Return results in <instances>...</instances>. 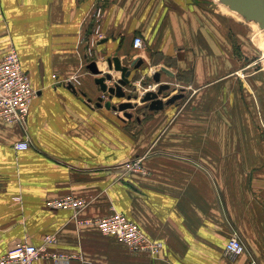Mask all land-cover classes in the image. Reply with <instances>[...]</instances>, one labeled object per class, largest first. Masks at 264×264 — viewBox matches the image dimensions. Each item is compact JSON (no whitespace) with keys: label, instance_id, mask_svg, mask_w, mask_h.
I'll use <instances>...</instances> for the list:
<instances>
[{"label":"crops","instance_id":"0c3cea01","mask_svg":"<svg viewBox=\"0 0 264 264\" xmlns=\"http://www.w3.org/2000/svg\"><path fill=\"white\" fill-rule=\"evenodd\" d=\"M239 24L216 0H0V58L13 49L36 90L23 127L0 119V255L52 236L48 250L70 256L69 264H264V173L252 172L264 145L237 139L235 128L233 138H219L221 111L229 115L213 107L219 93L199 91L180 112L197 117L190 125L205 123L211 138L188 139L182 118L179 140L165 133L154 143L174 107L151 111L142 103L141 116L132 111L133 137L125 134L129 122L105 107L123 99L108 102L94 83L105 73L113 79L107 87L119 79L107 64L117 58L126 67L142 61L129 77L138 89L155 84L157 72L159 85L202 88L235 67ZM134 37L141 49H133ZM91 62L99 76L87 69ZM178 88L182 101L187 93ZM21 141L29 147L16 151ZM152 144L160 151L145 161L147 177H125L120 165ZM250 186L259 187L257 196ZM67 198L83 205H56ZM113 210L162 244L158 256L133 253L87 224ZM233 232L246 249L238 257L224 253Z\"/></svg>","mask_w":264,"mask_h":264},{"label":"rangeland","instance_id":"374dc122","mask_svg":"<svg viewBox=\"0 0 264 264\" xmlns=\"http://www.w3.org/2000/svg\"><path fill=\"white\" fill-rule=\"evenodd\" d=\"M235 18L240 23L239 26H237L236 28L235 38L231 39L232 44H233L232 56L235 60V67L230 68L229 75H227V77H221L217 79V81H214L213 83H208L206 85H203L202 88L194 89L191 87L192 85H189V84L181 85L180 84L178 86L177 85L174 86L175 88L169 87L167 91L162 92L161 95L163 94L166 95L173 91L179 94L180 88L178 87L184 86V90L182 91L187 93V98L183 99L182 101L178 99L173 104L167 105V106L174 107V110H173L174 112L172 113L170 119H168L165 129L162 130L156 136V138H154L153 140L154 143H156L155 140L163 139L165 136L164 135L165 133H167L168 135V136H165L167 140L169 139L179 140V136H181L180 132H182V134L188 135V139H191L192 136H195V135L202 136L204 134L205 136L207 135V138H211L210 137L211 133H204L203 131V129L205 128L204 127L205 123L203 125L202 123H198L199 125L196 124L198 125V127L195 125H190L192 124V121H195V119H197V117H194V116L187 117L185 115L181 117L180 112L186 107L190 108L193 106V103L196 101L193 95L196 94L197 92L213 91V93H217V94L219 93V97H220V100H218L217 103L213 101V107L225 109L226 111L229 110L228 116L224 115V113H227V112L221 111V114L222 113L223 114L222 116H220V118L214 117V120H216V118H219L220 120L219 123L221 127H223L222 124L225 125V127H223L224 130L220 131L219 138H224V137L226 138V136H228V138H233L231 134H233L234 132H231V131L234 130L235 128L237 139L240 138V139H249L252 141H259L260 143H262V145H264V36L262 37V35H260V34H263V32L260 31L259 28L255 27L252 23L244 22L241 17H239L241 19H239L238 17H235ZM228 79L230 80V84L227 87L229 89L230 95H228L229 93L222 92V89H223L222 83H224ZM112 80L107 81V82H112ZM111 86H113V83ZM137 90L138 88L135 87L134 82L133 84L129 83V85L123 88V92L125 93V95L131 96L130 101H127L126 98L120 99L114 96L110 98L108 96L109 95L108 93H103L105 94V97L108 100V102H110V100L113 98L116 100L123 99L124 101L123 103L129 102L133 105L132 109H127L125 110V112H119L116 110L121 116V118L125 120L126 123L129 122V124L125 125L126 127L125 134H128L133 137L135 136V128L137 126L136 125L137 123L135 120L132 122L130 121L131 118L135 117L133 116L132 111L136 109V114H139V116H141L140 115L141 112L140 110H138V107L140 108L142 104L140 99L145 95V94L144 95L138 94ZM133 96H135L136 99H133L132 98ZM209 103H211L210 99L207 100V102L205 103L206 104L205 106H209ZM110 105L117 107L119 104L116 105L114 103ZM210 105L212 106V104ZM201 106L204 107V105H201ZM123 113L129 114L130 118L124 117ZM147 118H148L147 116L141 117V120L143 121V123L147 121ZM182 118L184 120L187 119V121L189 122L187 125L188 131L184 130L183 132L180 130V123H181ZM227 123H229L230 127H228ZM156 151H160V149L158 148L155 149V146L152 144L149 148L142 149L138 154H135V155L130 156L129 158H126L124 163L120 165V168L123 169L122 170L123 175L128 178L132 175L140 176L142 178L147 177L148 170L145 166V161L147 160V158L152 157ZM262 161L263 162L259 165V167L257 166L256 169H254L252 172L259 171L260 173L262 172L264 173V156L262 158ZM256 187L250 186V189L252 188L253 196L258 195L257 190L259 189V187L257 188ZM77 200L80 201V199H77ZM114 213H119V212H116L113 210L106 216L112 215ZM96 219H99V218H96ZM94 220L95 219H93L92 221ZM110 236H113V235H110ZM123 243L127 246L125 242ZM133 253L141 254L140 252H133Z\"/></svg>","mask_w":264,"mask_h":264},{"label":"built area","instance_id":"2783aa9c","mask_svg":"<svg viewBox=\"0 0 264 264\" xmlns=\"http://www.w3.org/2000/svg\"><path fill=\"white\" fill-rule=\"evenodd\" d=\"M133 49H141L143 41L140 37H134ZM17 53L11 49L0 58V119L7 124L23 127L26 123L31 101L36 96V90L31 86L29 75L21 67ZM158 84L147 83L140 87L138 94L156 92ZM167 98L169 96H166ZM16 151L26 150L29 146L26 141L14 145ZM60 207H74L78 209L83 201L77 199H63L56 203ZM87 224L96 226L104 235H113L125 242L128 249L150 256H158L162 244L150 241L141 230L120 213H114ZM54 242L52 236L46 237L39 246L27 243L14 245L4 254L0 255V264H32L39 259H49L54 264H69L70 256L48 250V246ZM245 246L236 232H233L224 246V253L232 257L245 254ZM248 264H256L250 258Z\"/></svg>","mask_w":264,"mask_h":264},{"label":"water","instance_id":"95a60500","mask_svg":"<svg viewBox=\"0 0 264 264\" xmlns=\"http://www.w3.org/2000/svg\"><path fill=\"white\" fill-rule=\"evenodd\" d=\"M220 5H223L228 8V10L237 16L241 17L246 23H254L258 26L259 30L264 34V0H216ZM108 68L111 71L112 69L115 72L120 73V77L115 81L113 86L107 87L105 82L112 80V75L110 73H105L103 76L96 78L94 83L100 88L102 93H108L109 97L113 96L116 98H126L127 101H130L131 96L125 95L123 88L129 85V77L131 69H137L141 64V60H134L130 67L121 65V62L117 58H112L107 60ZM87 69L93 75L99 76L101 73L97 70L95 63L91 62ZM162 72L169 74L165 69H161ZM159 73L157 72L153 75V81L155 84H158L156 92H148L140 99L141 103H147V108L151 111L162 110L164 106L173 104L176 100L182 98V94H175L165 101L160 98L162 92L169 89V85L160 84L159 85ZM71 89L73 87L69 86ZM75 90V89H73ZM136 99L135 96L132 97ZM163 100V101H162ZM101 102V99L98 100ZM106 108L112 109L114 111L125 112L127 109H132L133 105L129 102L120 103L117 107L111 106L110 103H106ZM124 117L130 118V115L123 113Z\"/></svg>","mask_w":264,"mask_h":264},{"label":"bare ground","instance_id":"6f19581e","mask_svg":"<svg viewBox=\"0 0 264 264\" xmlns=\"http://www.w3.org/2000/svg\"><path fill=\"white\" fill-rule=\"evenodd\" d=\"M222 7H223V11L224 12H226L227 14L229 13V14H232L234 17H238L239 18V16H237L236 14H234V13H232V12H230L229 10H228V8L227 7H225V6H223V5H221ZM239 19H241V18H239ZM255 27H257L258 28V26L257 25H255L254 23H252ZM260 34V33H259ZM260 35H262V37L264 36L263 34H260ZM255 36V35H254ZM257 40V39H256Z\"/></svg>","mask_w":264,"mask_h":264}]
</instances>
